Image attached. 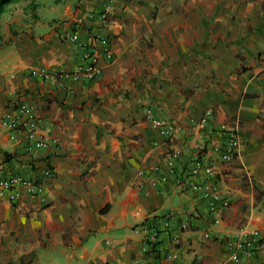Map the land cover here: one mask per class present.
Instances as JSON below:
<instances>
[{
  "label": "crops",
  "instance_id": "obj_1",
  "mask_svg": "<svg viewBox=\"0 0 264 264\" xmlns=\"http://www.w3.org/2000/svg\"><path fill=\"white\" fill-rule=\"evenodd\" d=\"M2 19L0 115L30 102L58 144L28 153L22 132L0 127V176L45 187L15 202L0 194V264H245L232 262L227 244L241 224L258 229L250 260L264 264V0H19ZM96 35L112 47L97 79L30 74L73 71ZM154 118L180 129L162 136ZM223 123L239 139L229 162L212 150L226 142ZM196 144L229 202L219 215L184 182ZM147 222L156 248L135 231Z\"/></svg>",
  "mask_w": 264,
  "mask_h": 264
},
{
  "label": "built area",
  "instance_id": "obj_2",
  "mask_svg": "<svg viewBox=\"0 0 264 264\" xmlns=\"http://www.w3.org/2000/svg\"><path fill=\"white\" fill-rule=\"evenodd\" d=\"M110 13L111 7L106 5L100 12V19L104 23L108 22ZM67 40L77 43L78 36L74 31H71L67 36ZM82 46L84 52L81 55L80 63L73 71L66 72L60 69L50 71L44 68H36L32 69L30 74L50 83H56L65 78H70L73 81H93L97 79L102 73L99 59L101 57L110 59L112 56L110 39L107 36H90L88 42ZM206 122L207 117L204 114L195 123V129L199 132L202 131ZM151 124L165 137L180 129L179 125L174 126L168 119L154 118ZM0 127L7 129L9 132H22L26 139L25 150L28 153L34 150L47 149L50 145L58 144V140L51 135L50 127L37 119L34 104L27 101L18 102L11 109L5 110L0 115ZM219 129L221 133L225 134L226 142L214 145L212 150L220 155L222 161L229 162L234 156L239 141L237 129L235 126L225 123L221 124ZM194 149H196V154L184 174V182L190 190L201 191L209 212L218 214L227 208L229 202L220 194L218 184L214 181L216 170L209 157L203 152L205 147L202 144H196ZM179 155L180 150L176 148L167 152L165 162L169 173L174 171L175 162ZM51 173L50 167L44 172L46 176H50ZM160 180L165 182L167 177L163 175ZM23 193L31 197L43 196L45 193L44 183L21 174L0 176V194L5 195L10 202L19 200ZM213 222L219 224V217H215ZM147 224L136 227L135 231L142 236V240L148 249L156 248V227L150 222H147ZM187 226V223H182L179 228H187ZM227 242L228 246L235 250L231 256L233 263H239L242 259H245V264H252L250 259L260 242L259 231L248 224H241L229 234ZM255 245L256 248H254ZM142 264H146V262L144 261Z\"/></svg>",
  "mask_w": 264,
  "mask_h": 264
},
{
  "label": "trees",
  "instance_id": "obj_3",
  "mask_svg": "<svg viewBox=\"0 0 264 264\" xmlns=\"http://www.w3.org/2000/svg\"><path fill=\"white\" fill-rule=\"evenodd\" d=\"M17 1H19V0H0V16H1V14L3 13V12H5L6 11V9H7V6L9 5V4H12V3H15V2H17ZM35 6V4L34 3H31V8L32 7H34Z\"/></svg>",
  "mask_w": 264,
  "mask_h": 264
},
{
  "label": "rangeland",
  "instance_id": "obj_4",
  "mask_svg": "<svg viewBox=\"0 0 264 264\" xmlns=\"http://www.w3.org/2000/svg\"><path fill=\"white\" fill-rule=\"evenodd\" d=\"M4 20L2 19V20H0V29L3 27V25H4Z\"/></svg>",
  "mask_w": 264,
  "mask_h": 264
}]
</instances>
